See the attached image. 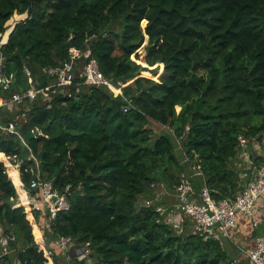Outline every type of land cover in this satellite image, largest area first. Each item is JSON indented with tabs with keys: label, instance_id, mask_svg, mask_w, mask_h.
<instances>
[{
	"label": "trees",
	"instance_id": "1",
	"mask_svg": "<svg viewBox=\"0 0 264 264\" xmlns=\"http://www.w3.org/2000/svg\"><path fill=\"white\" fill-rule=\"evenodd\" d=\"M72 48L82 57L65 94L0 108V152L20 171L0 153V264H86L50 253L61 237L93 264H251L236 239L221 245L165 219L182 182L200 191L195 170L217 200L244 189L254 169L240 136L263 159L252 147L264 142V0H0V102L50 84ZM92 59L122 94L82 82ZM38 172L70 202L46 213L43 231L41 210L33 220L25 205Z\"/></svg>",
	"mask_w": 264,
	"mask_h": 264
},
{
	"label": "built area",
	"instance_id": "2",
	"mask_svg": "<svg viewBox=\"0 0 264 264\" xmlns=\"http://www.w3.org/2000/svg\"><path fill=\"white\" fill-rule=\"evenodd\" d=\"M70 55V59L62 65L48 70V74L54 79L50 84L42 85L39 81H36L32 86L14 93L10 99L1 101L0 108H15L26 100L36 101L38 98L50 103L53 100H49L54 97V94H65L68 87L75 84V64L82 57V53L80 50L72 48ZM89 55L90 52L85 54L86 57H89ZM26 71L27 76L31 78L32 72L29 69H26ZM80 78L83 79L82 82L85 85L92 87L107 86L113 91L122 87L113 85L112 81L101 71L95 59H92L84 67L80 73ZM4 81L2 66H0V87L4 84ZM120 85L123 84L120 83ZM121 90L118 93L115 92L122 94ZM48 107L50 108L51 105H48ZM127 110L128 108H125V111ZM9 128L14 129V124L10 123ZM239 139L245 159L248 140L243 136H240ZM262 156L263 159L258 161V165L255 164L251 168V170L254 169L251 179L234 198L217 200L206 184L204 177L203 186L198 192L194 189L190 180L186 179L177 189V202L167 214L165 222L172 223L178 229V232H182L186 222L189 221L194 233L199 234L205 240H217L221 245H224L225 240L235 242L234 231L238 228L240 220L244 218L249 221L254 229H261V232L255 237L252 247L240 245L238 248L243 257L251 264H264V150ZM198 173L203 176L202 172L199 171ZM28 192L32 201L39 203L37 208L47 210L51 219H55L59 212L70 208V202L66 195L60 193L54 187L53 182L44 180L40 172L37 173L36 179L32 181ZM152 203V200H145V206H151ZM157 211L161 214L166 212L163 206L158 207ZM0 232H2L1 228ZM9 240L8 236L1 239L3 253L9 252ZM72 244L71 237H61L57 240L55 246L67 249L71 248ZM82 249L89 253L87 248ZM238 261L236 259L235 263H238Z\"/></svg>",
	"mask_w": 264,
	"mask_h": 264
},
{
	"label": "rangeland",
	"instance_id": "3",
	"mask_svg": "<svg viewBox=\"0 0 264 264\" xmlns=\"http://www.w3.org/2000/svg\"><path fill=\"white\" fill-rule=\"evenodd\" d=\"M21 19H22V17H20V18L17 17V18L15 19V22H17V21H19V20H21ZM120 90H121V89L117 88V90H115V91L118 93V92H120ZM121 91H122V90H121ZM54 99H55V98L53 97V98H51L49 101L54 100ZM177 110L180 111V107H178ZM151 127H153L154 129H157V131H158L159 133H162V132H165V131L168 130V129L165 128L164 126H161L160 124H157V123H151ZM8 128H9V126H8ZM11 130H13V129H11ZM259 136H260V135H259ZM176 143H177V148L179 149V150H178V149H177V150H178L180 153H183V152L181 151V149H180V146H181L180 142L177 141ZM252 149H253V150H252L253 152H256V154H257L256 156H257L258 158H260L261 155H263L264 142H261V141H254V142H253V147H252ZM249 152H250V150L247 149L246 154H245V160H246L245 163H246V166H247V169H248V170H250L251 168H253L254 165H255L254 159L251 158V155L249 154ZM5 156H6V155H5ZM183 158H184V156H183ZM2 161H4V162L6 163V167H7V170H8V172H9V174H10V172H12V171H14V170H16L18 173H20V172H19V167H18L16 164H13L12 161H11V159H10L9 157L6 156V159H5V160H2ZM19 175H20V174H19ZM27 197H28V199H29L30 201H29L28 205H27V204H25V205H26V207H27L28 210H29V215H30V216L33 218V220H34L35 217H34V214H33V212H34L33 207H36V208H37L38 205H39V203L36 202V201L33 202L29 194H27ZM143 202H144V199L141 201L140 205H142ZM30 204H31V205H30ZM37 209H38V208H37ZM41 212H42V214H41V216H40L41 226L39 225V227H40V229L43 231L44 228L49 229V225H48V219H47V217H46L47 210L43 209V210H41ZM172 218H175V217H172ZM56 243H57V241H55L54 243H50L49 247H50V249H51V253H53V254H58V253H59V254H63L64 252H66V254H70V253H71V254L74 255V258L79 259V260L85 259V260H87L86 264H93L92 259L86 257V255L88 254V252H85V250H83V249L72 250V248L62 249V248H59V247L55 246ZM226 247L229 248V246H226ZM66 256H67V255H66ZM85 257H86V258H85ZM61 263H62V264H66V258H65V256H64V258L61 259Z\"/></svg>",
	"mask_w": 264,
	"mask_h": 264
},
{
	"label": "crops",
	"instance_id": "4",
	"mask_svg": "<svg viewBox=\"0 0 264 264\" xmlns=\"http://www.w3.org/2000/svg\"><path fill=\"white\" fill-rule=\"evenodd\" d=\"M0 153L4 154L3 152H0ZM194 170H195V168H194ZM194 176L195 177H199L200 182H201V187H202L203 176L200 175L196 170H195V175ZM190 182L193 185L194 189L197 191L198 189L196 188L197 187L196 185H198V183L194 182L191 179H190ZM258 230L261 232V229H257L256 230V235H255V229L250 225L249 221L244 219V218H242L240 220V222H239L238 228L236 229V231H234V235L233 236L235 237L234 239H236V241L241 244V246H243V247H252L254 245L255 237L260 233L259 232L257 234Z\"/></svg>",
	"mask_w": 264,
	"mask_h": 264
},
{
	"label": "water",
	"instance_id": "5",
	"mask_svg": "<svg viewBox=\"0 0 264 264\" xmlns=\"http://www.w3.org/2000/svg\"><path fill=\"white\" fill-rule=\"evenodd\" d=\"M4 72H5V67L3 66V67H2V73H4Z\"/></svg>",
	"mask_w": 264,
	"mask_h": 264
},
{
	"label": "bare ground",
	"instance_id": "6",
	"mask_svg": "<svg viewBox=\"0 0 264 264\" xmlns=\"http://www.w3.org/2000/svg\"><path fill=\"white\" fill-rule=\"evenodd\" d=\"M18 175H19V173H18ZM40 241H41V243H43L44 241L42 240V238L40 239Z\"/></svg>",
	"mask_w": 264,
	"mask_h": 264
}]
</instances>
